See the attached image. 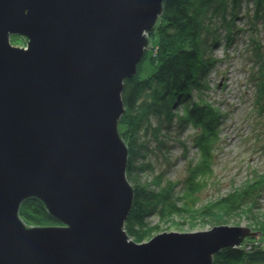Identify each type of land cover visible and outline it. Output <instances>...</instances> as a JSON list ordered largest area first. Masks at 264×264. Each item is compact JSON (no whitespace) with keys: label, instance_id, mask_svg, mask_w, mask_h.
Masks as SVG:
<instances>
[{"label":"water","instance_id":"1","mask_svg":"<svg viewBox=\"0 0 264 264\" xmlns=\"http://www.w3.org/2000/svg\"><path fill=\"white\" fill-rule=\"evenodd\" d=\"M164 1L0 0V264H214L262 236L220 224L139 243L125 229L135 192L123 91ZM32 198L59 224L28 225Z\"/></svg>","mask_w":264,"mask_h":264},{"label":"trees","instance_id":"2","mask_svg":"<svg viewBox=\"0 0 264 264\" xmlns=\"http://www.w3.org/2000/svg\"><path fill=\"white\" fill-rule=\"evenodd\" d=\"M245 9L250 12L243 14ZM244 17L249 30L238 31L251 33L247 80L253 89V107L264 117V0H165L154 30L159 34L158 46L150 56L155 70L146 76L138 71L125 80V112L119 128L129 148L127 177L135 192L125 229L137 242L160 231V223L151 218L162 222L186 215L213 226L246 217L247 225L264 236V221L253 210L264 193V171L254 172L241 186L202 205L197 197L213 173L214 150L225 116L219 106L205 99L210 89L208 75L217 63L214 55L223 43L222 31H229L227 45L231 46L236 20ZM188 127L194 130L199 158L190 161L189 176L178 190L181 180L166 177V169H158L157 164L170 161L168 142L186 144L181 136ZM146 174L150 175L143 180ZM20 216L32 226L59 224L37 198L22 203ZM256 241L246 239L252 243L249 249L244 244L222 249L214 256V264H264V246L253 244Z\"/></svg>","mask_w":264,"mask_h":264},{"label":"rangeland","instance_id":"3","mask_svg":"<svg viewBox=\"0 0 264 264\" xmlns=\"http://www.w3.org/2000/svg\"><path fill=\"white\" fill-rule=\"evenodd\" d=\"M250 10H244L243 14H248ZM158 24V23H157ZM237 28L233 29L235 36L231 46L227 45L228 30L222 31V45L215 51L216 65L208 75L210 89L205 94V99L214 106H219L224 112V119L221 124V140L214 150L215 161L213 173L208 177V185L199 191V205L206 203L212 198L227 193L234 187L241 186L251 178L254 172L264 171V117L253 107V89L247 80L249 64L247 62L252 47L251 33L249 31L248 18L236 20ZM157 27V25H156ZM155 27V29H156ZM154 29V30H155ZM150 31L149 48L138 66L142 76H146L155 70L150 61V56L158 46L159 34L157 31ZM153 32V33H152ZM264 35V32L262 33ZM244 36V38H242ZM11 44L19 47H27V39L20 35L11 36ZM246 40V41H245ZM137 71V73H138ZM194 130L191 127L183 131L181 139L185 145L170 141L168 142L170 161H160L159 168H165L164 174L172 179H180L182 190L185 179L189 176L188 166L190 161L199 158V149L193 142ZM156 160V159H155ZM148 175L143 176L147 180ZM259 199V207L254 208L256 216L264 221V193ZM154 223H160L161 229L156 232H191L208 230L213 227L207 220H196L191 215L177 216L172 220L160 222L158 218L150 219ZM248 218L237 217L229 222V225H247ZM57 225V224H53ZM154 235V236H155ZM147 241V240H146ZM144 242V241H143ZM257 242L264 246V236L258 238ZM141 243V242H139Z\"/></svg>","mask_w":264,"mask_h":264},{"label":"bare ground","instance_id":"4","mask_svg":"<svg viewBox=\"0 0 264 264\" xmlns=\"http://www.w3.org/2000/svg\"><path fill=\"white\" fill-rule=\"evenodd\" d=\"M247 226H248V225H247ZM262 236H263V234H262ZM262 236H260V237H262ZM260 237L253 238V239L258 240V238H260ZM247 239H249V238H247ZM245 241H246V240H245ZM245 241H244L243 244H244V246H245L247 249H249L250 247H252V243H251V242H249V243L247 242V243H246ZM257 243H258V242L256 241V242H254L253 244H257ZM240 246H241V245H240ZM237 247H239V246H237Z\"/></svg>","mask_w":264,"mask_h":264}]
</instances>
